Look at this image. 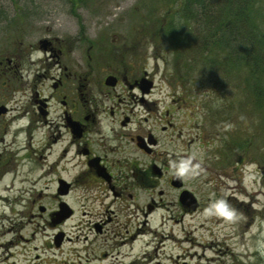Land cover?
I'll use <instances>...</instances> for the list:
<instances>
[{"label":"rangeland","instance_id":"1","mask_svg":"<svg viewBox=\"0 0 264 264\" xmlns=\"http://www.w3.org/2000/svg\"><path fill=\"white\" fill-rule=\"evenodd\" d=\"M163 1L0 0V57L42 60L30 44L50 33L65 39L62 60H69L71 68L85 64L87 73L98 75L145 69L154 77V96L161 104L178 98L184 110L175 118L181 133L166 141L167 165L190 158L183 184L201 202L184 211L177 191L164 184L161 206L150 217L151 231L139 235L131 254L116 262L94 258L90 249L87 254L73 193L65 199L74 201L76 214L59 228L67 231L70 225L71 236L79 239L59 245L57 227L41 219L19 222L20 201L36 198L53 207V196L19 195L18 176L11 173L0 179V264H264V98L257 105L247 70L239 64L226 68L188 52L178 58L165 31ZM0 75V93L17 118L16 127L18 66ZM188 111L195 117L192 128ZM219 197L238 213L235 219L204 214Z\"/></svg>","mask_w":264,"mask_h":264},{"label":"flooded vegetation","instance_id":"2","mask_svg":"<svg viewBox=\"0 0 264 264\" xmlns=\"http://www.w3.org/2000/svg\"><path fill=\"white\" fill-rule=\"evenodd\" d=\"M64 42L48 33L30 44L42 60H31L29 52L18 62L0 57V74L18 66V126L0 93V179L14 173L19 195L53 196V207L36 198L20 201L18 219L57 227L59 245L79 239L71 236L70 225L67 231L59 228L76 214L74 201L65 199L75 194L87 254L90 249L94 258L117 262L131 254L139 235L151 231L164 184L177 191L182 210L192 211L180 201L182 191H189L183 176L174 185L176 173L166 160L171 155L166 141L181 133L175 118L184 110L174 96L161 104L145 69L98 75L87 73L85 64L71 68L62 60ZM187 115L192 128L195 117Z\"/></svg>","mask_w":264,"mask_h":264},{"label":"trees","instance_id":"3","mask_svg":"<svg viewBox=\"0 0 264 264\" xmlns=\"http://www.w3.org/2000/svg\"><path fill=\"white\" fill-rule=\"evenodd\" d=\"M165 31L176 56L188 52L226 68L245 67L260 105L264 95V0H164ZM190 37H184V33ZM218 54L220 58L214 57Z\"/></svg>","mask_w":264,"mask_h":264},{"label":"clouds","instance_id":"4","mask_svg":"<svg viewBox=\"0 0 264 264\" xmlns=\"http://www.w3.org/2000/svg\"><path fill=\"white\" fill-rule=\"evenodd\" d=\"M172 167L177 175H183L190 167V158L180 159L171 162ZM196 167V166H192ZM205 215H216L223 217L225 220L231 221L238 216V213L223 197H219L210 201L207 207L204 208Z\"/></svg>","mask_w":264,"mask_h":264},{"label":"water","instance_id":"5","mask_svg":"<svg viewBox=\"0 0 264 264\" xmlns=\"http://www.w3.org/2000/svg\"><path fill=\"white\" fill-rule=\"evenodd\" d=\"M177 180H178V175L176 174V175H174L173 183H174V185L179 186L180 185V181L177 182ZM180 201L183 204H185V205H187V206H189L191 208H195V206L197 204L196 198L194 197L193 193L190 192V191H187V190L186 191L185 190L182 191V193L180 195Z\"/></svg>","mask_w":264,"mask_h":264},{"label":"bare ground","instance_id":"6","mask_svg":"<svg viewBox=\"0 0 264 264\" xmlns=\"http://www.w3.org/2000/svg\"><path fill=\"white\" fill-rule=\"evenodd\" d=\"M3 200L2 196L0 195V202Z\"/></svg>","mask_w":264,"mask_h":264}]
</instances>
